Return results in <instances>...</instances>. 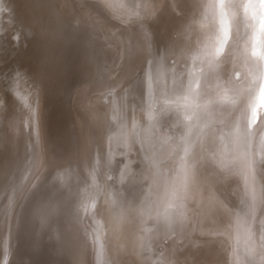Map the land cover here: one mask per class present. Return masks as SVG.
Masks as SVG:
<instances>
[{"label": "bare ground", "instance_id": "bare-ground-1", "mask_svg": "<svg viewBox=\"0 0 264 264\" xmlns=\"http://www.w3.org/2000/svg\"><path fill=\"white\" fill-rule=\"evenodd\" d=\"M105 11L95 0H0V264H132V235L123 229L115 238L110 232L102 198L122 158L111 161L109 155L107 160L103 149L98 150L99 120L87 109L84 89L112 78L148 45L131 28L121 30ZM253 65L248 68L251 78L257 77ZM261 83L264 86V73ZM217 101L215 106L194 99L180 107H158L143 142L137 139L142 158L151 165L168 159L174 166L183 154L185 164L177 169L182 174L206 150L217 168L225 170L220 159L224 153L201 143L210 135L222 138L220 124L240 98L223 96ZM258 101L264 107V92ZM153 106L148 104L147 110ZM236 116H231L227 132L234 130ZM260 122L248 139L264 158V116ZM166 134L176 139L171 152L161 142ZM235 148L229 146L227 153ZM231 198L225 196L224 202L235 199ZM255 238L260 245L264 242V211Z\"/></svg>", "mask_w": 264, "mask_h": 264}, {"label": "rangeland", "instance_id": "rangeland-1", "mask_svg": "<svg viewBox=\"0 0 264 264\" xmlns=\"http://www.w3.org/2000/svg\"><path fill=\"white\" fill-rule=\"evenodd\" d=\"M95 1L121 30L131 28L130 32L138 33L148 45L112 78L84 89L87 109L99 121L103 119L102 125L97 123L98 150L103 149L107 160L109 155L111 161L122 158L117 176L102 195L110 216V232L116 238L123 229L129 230L132 264H264V242L260 245L255 238L264 211V158L256 154L255 145L248 139L264 116L258 101L264 92V72L260 71H264L263 0ZM249 64L255 65L257 79L250 77ZM223 96L230 100L239 97L241 102L220 124L222 138L210 135L201 145L224 153L220 159L225 170L217 168L218 162L206 150L182 174L177 169L185 164L183 154L174 166L168 159L151 165L142 158L137 139L143 142L150 116L158 107H180L194 99L199 104L214 105ZM151 103L153 108L147 110ZM235 113L238 122L232 132H227ZM161 142L171 152L176 139L166 134ZM234 144L235 152L228 154ZM225 196L235 199L226 203ZM2 203L1 199L0 206Z\"/></svg>", "mask_w": 264, "mask_h": 264}]
</instances>
